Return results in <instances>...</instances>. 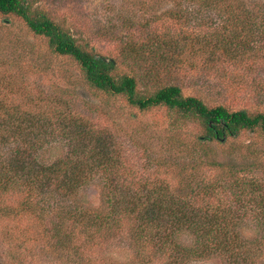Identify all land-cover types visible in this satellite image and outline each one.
Returning <instances> with one entry per match:
<instances>
[{
  "label": "trees",
  "instance_id": "trees-1",
  "mask_svg": "<svg viewBox=\"0 0 264 264\" xmlns=\"http://www.w3.org/2000/svg\"><path fill=\"white\" fill-rule=\"evenodd\" d=\"M214 2L229 18L198 38L200 49L209 52L206 59L225 69L224 63L258 61L259 56L264 59V54H259L264 50V10L250 8L245 0ZM0 12L18 15L33 33L46 37L56 57L73 59L90 89L122 96L128 105L141 111L164 106L200 126L190 141L194 147H182V155L157 156L140 149L142 158L150 160L141 173L126 157L136 147H122L111 128L101 126L95 115L80 110L78 100L98 116L104 110L92 107L85 91L62 89V93L55 91L53 95L50 91L45 94L42 88L29 98L31 105L27 107L13 99L25 89L22 75L1 72L0 216L33 214L51 224L56 231V235L51 234V247L56 245L58 258L70 264H106V255H93L76 241L80 234L98 245L108 240L116 242L126 229L131 240L126 250L133 251L141 261L158 258L166 264H179L221 256L225 264H264V243L250 244L232 226L248 211L233 209L229 179L240 185L237 191L241 201L246 200L247 193L251 194L248 201L264 200L258 199L261 195L257 194L256 184L246 179L247 167L238 161L236 151L227 152L234 147H219L244 130L264 133V110L209 105L200 96L186 95L179 83L158 84L155 70L121 72L118 59L78 43L70 31L34 10L26 0H0ZM233 23L241 27L231 28ZM245 25L250 27L243 34ZM213 32L217 33L215 38L211 37ZM179 55V66L194 65ZM129 58L137 64L141 57ZM13 61L17 60L0 58V66L7 62L12 65ZM44 61L46 70L51 64ZM144 83L156 88L143 90L140 85ZM112 122L117 124L115 118ZM57 139L67 146L63 147L64 155L52 161L43 159ZM161 171L175 172L182 184L180 189L166 177H152ZM94 181L102 184L103 206L85 205L80 200L82 190ZM246 184H252L251 190ZM10 193L21 194L22 200L14 203L8 199ZM69 226L73 228L66 233L64 229ZM185 232L192 235L190 246L179 241ZM11 252L16 264H24L23 257Z\"/></svg>",
  "mask_w": 264,
  "mask_h": 264
},
{
  "label": "rangeland",
  "instance_id": "rangeland-1",
  "mask_svg": "<svg viewBox=\"0 0 264 264\" xmlns=\"http://www.w3.org/2000/svg\"><path fill=\"white\" fill-rule=\"evenodd\" d=\"M26 1L34 10L47 14L62 28L70 31L78 43L118 59L121 72H131L137 68L155 70L158 84L179 83L186 95L200 96L209 105L224 104L233 110L245 108L253 112L264 110V59L260 60L261 56L258 61L224 63L225 69L220 64H211L206 59L209 52L200 49L198 38L220 27L229 18L217 8L215 0ZM245 1L254 10H264V0ZM240 27L238 23H233L231 28ZM249 27L245 25L243 34ZM216 34L213 32L211 37L215 38ZM169 54L174 55L172 59L166 58ZM175 54H180L179 58L182 56L186 63L194 65L179 66ZM259 54H264V50H260ZM131 55L141 57L137 64L131 63ZM0 58L17 60L12 65L8 62L1 65L0 73L4 72L9 76L18 72L17 74L22 75V86L25 89L13 96V99L27 107L31 105L29 98L38 95L37 92L42 88L45 94L50 91L53 95L55 91L62 93V89L85 91L93 103L92 107L97 105L99 111L104 110L98 116V112L87 110L84 103L78 100L80 110L88 111L91 116L95 115L101 126L111 128L122 147H136L134 153H129L126 157L139 167L141 173H144L143 169L150 160L142 158L140 149H146L147 153L153 155L168 156L182 155V147H194L190 141L200 131L198 122L185 121L164 106L141 111L128 105L122 96H111L90 89L83 79L79 65L73 59L56 57L47 38L33 33L25 21L13 13L0 12ZM45 59L50 62L51 67L43 70L46 66ZM140 88L152 90L156 87H147L144 83ZM40 104L42 105V100ZM112 118L116 119V125ZM57 140L52 151L47 155L43 154V159L52 161L64 155L66 149L63 147L67 146L61 139ZM219 147H234L227 152L236 151L238 161L247 167L246 179L256 184L257 194L261 195L258 199L264 200V133L259 129L244 130L236 139H230L226 145ZM4 148L7 147L1 149ZM223 157H226L225 153ZM152 177H166L178 189L182 185L177 181L175 172L169 174L161 171ZM229 181V202L233 209L243 208V211H248L247 215L236 218L232 226L250 244L264 243V202L248 201L251 196L249 193L244 194L246 200L241 201L238 196L241 193L237 191L240 185L236 184L235 179ZM246 186L247 190H251L252 184ZM10 195L8 199L14 203L20 202L23 197L15 193ZM80 200L85 205L103 206L105 203L102 200L100 181L86 186ZM72 228L69 226L64 230L69 233ZM51 234L56 235L51 224L33 214H18L7 218L0 216V264H16L11 250L23 257L24 264H70L67 259L58 258L56 245L51 247L54 242ZM84 236L80 234L76 241L93 255H106V264L110 261L123 264H166L158 258L141 261L133 251L126 250L131 242L128 229L113 243L108 240L97 245ZM179 241L189 246L194 242L192 235L187 232L179 237ZM69 243L68 237L67 244ZM261 255L258 256L260 259ZM179 264H225V261L221 256H211Z\"/></svg>",
  "mask_w": 264,
  "mask_h": 264
}]
</instances>
